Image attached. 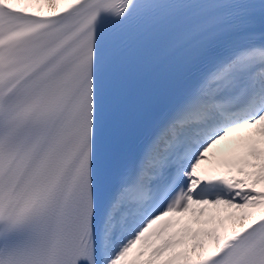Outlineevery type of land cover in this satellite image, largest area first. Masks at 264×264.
Here are the masks:
<instances>
[{"label": "snow or ice", "instance_id": "snow-or-ice-1", "mask_svg": "<svg viewBox=\"0 0 264 264\" xmlns=\"http://www.w3.org/2000/svg\"><path fill=\"white\" fill-rule=\"evenodd\" d=\"M0 264H264V0H0Z\"/></svg>", "mask_w": 264, "mask_h": 264}]
</instances>
